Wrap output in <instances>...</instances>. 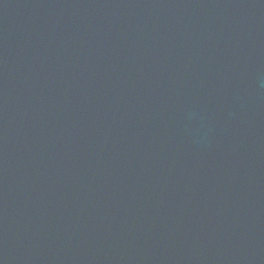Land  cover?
I'll use <instances>...</instances> for the list:
<instances>
[{
  "label": "water",
  "instance_id": "95a60500",
  "mask_svg": "<svg viewBox=\"0 0 264 264\" xmlns=\"http://www.w3.org/2000/svg\"><path fill=\"white\" fill-rule=\"evenodd\" d=\"M0 264H264V0H0Z\"/></svg>",
  "mask_w": 264,
  "mask_h": 264
}]
</instances>
